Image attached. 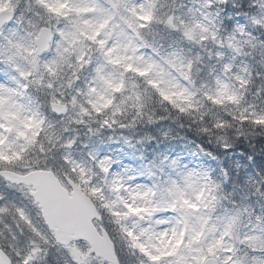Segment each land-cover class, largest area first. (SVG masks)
Segmentation results:
<instances>
[{"label":"clouds","instance_id":"obj_1","mask_svg":"<svg viewBox=\"0 0 264 264\" xmlns=\"http://www.w3.org/2000/svg\"><path fill=\"white\" fill-rule=\"evenodd\" d=\"M0 264H264V0H0Z\"/></svg>","mask_w":264,"mask_h":264}]
</instances>
